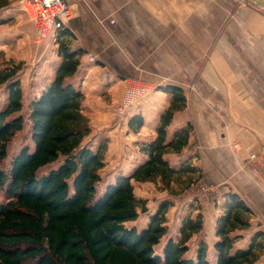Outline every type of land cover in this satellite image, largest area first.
<instances>
[{"label": "trees", "instance_id": "16d2710c", "mask_svg": "<svg viewBox=\"0 0 264 264\" xmlns=\"http://www.w3.org/2000/svg\"><path fill=\"white\" fill-rule=\"evenodd\" d=\"M9 4L0 0V9ZM71 38L65 28L58 29L53 75L28 98L19 66L0 69L5 94L0 104V264H264V232L253 230L252 210L231 189L223 192L215 221L213 261L207 256L200 204H189L170 233L167 212L173 202L162 199L149 211L146 198L135 195L132 181L152 182L174 195L183 174H200L191 162L176 166L165 158L183 150L191 129L187 123L168 138L174 112L186 103L177 86L163 89L169 103L158 116L155 136L139 143L144 159L127 172L117 170L97 190L108 140L93 141L84 95L72 82L82 50L71 48ZM142 124L139 113L127 122L133 132ZM25 127L28 140L7 160L9 143ZM139 213L147 215L144 224L129 225ZM245 236L244 245H238Z\"/></svg>", "mask_w": 264, "mask_h": 264}, {"label": "crops", "instance_id": "0c3cea01", "mask_svg": "<svg viewBox=\"0 0 264 264\" xmlns=\"http://www.w3.org/2000/svg\"><path fill=\"white\" fill-rule=\"evenodd\" d=\"M65 1L73 17L64 28L72 35L71 48L82 50L72 82L84 95L89 119L106 129L104 160L127 172L144 159L139 143L155 136L158 116L169 103L163 89L177 86L186 103L174 112L168 138L187 123L191 129L183 150L165 158L176 166L191 162L206 183L231 188L252 210L253 230L264 232L261 179L246 160L251 153L264 155V11L240 0ZM12 5L10 0L8 7ZM57 32L51 31L40 49L51 44L41 87L53 75L50 64L58 60ZM133 79L156 88L130 108L118 128L115 106L125 82ZM138 113L143 124L133 132L127 122ZM127 141L133 146L125 152L121 143ZM215 197L212 207L199 202L210 261L223 201V196Z\"/></svg>", "mask_w": 264, "mask_h": 264}, {"label": "rangeland", "instance_id": "374dc122", "mask_svg": "<svg viewBox=\"0 0 264 264\" xmlns=\"http://www.w3.org/2000/svg\"><path fill=\"white\" fill-rule=\"evenodd\" d=\"M11 1L13 3L12 6H9L8 8L0 11V69L6 67L7 65L19 66L18 77L20 79L24 98H28L29 96H32V94L37 90L38 87L42 86V82L46 78L44 76L48 75L49 67L48 62H45V54H48L47 51L50 50L49 48L51 44H49L46 51L40 50L42 45H34L35 48H38L37 50L34 49L32 43L34 25L33 21L30 18V14L21 8L20 4L18 3L19 0ZM240 1L247 3L244 0ZM37 74L38 76L35 77V75ZM152 92H154V90H152L149 94H151ZM146 96H148V94L143 98H146ZM4 98V85H0V104H2ZM89 120L91 128L94 132L93 134L96 135L93 141L95 142L96 140H98V137H106L108 140V148L109 138L107 136L106 129H98L93 120ZM123 121L124 120L118 121V128H121V122ZM123 132L124 131L121 132V135L123 134ZM27 135L28 134L25 127L22 131L18 132L13 137V139L9 143L7 160H9V158L14 155V153L20 148V146L28 140ZM263 143L264 142H262L261 144L262 146ZM121 144V148H123V151L127 152L130 151L128 150V148H131L130 146H133V141H127L126 143L122 142ZM134 150L136 149L134 148ZM132 160L133 158H131L130 161ZM246 160L248 166L255 171V174L264 177V162H261L260 165L253 160L251 161L249 159V156ZM123 163L127 164V160ZM118 165L121 166L120 164L110 162L109 160L105 161V165L100 172L101 182L97 184L98 191L103 188L104 184L108 180H111V177L117 172V170H122ZM187 176V174H183L178 182L174 185V190L178 191V193L174 195H167L164 191L156 188V186L152 182L140 183L132 181L135 195L137 197L146 198V205L149 211H152L156 207L158 202L162 199L168 198L173 202L174 205L170 207L167 212L170 233H174L176 231V226L179 222L180 216L182 214H185V208L189 207V204H192L193 206L199 204L201 205V203L199 202L205 200V202H202L201 206L207 203L208 205L210 204V207H212L213 197H221L224 191L231 189L226 185L212 186L211 184L206 183V181L202 177L201 172L199 175L198 173L193 172V174H191V178ZM203 182L208 184L209 186V189L206 190V192H203L200 189V185ZM183 204H185V207H183ZM146 219L147 215L145 213H139L138 218L134 221L128 222V224H136L139 227L144 224ZM251 222L252 228H254L255 221ZM246 237L247 236H245V238ZM245 242L246 239L238 241L237 244L241 245ZM159 247L160 246H158V248ZM191 247L193 248V243H191ZM263 259L264 258H262V261Z\"/></svg>", "mask_w": 264, "mask_h": 264}, {"label": "built area", "instance_id": "2783aa9c", "mask_svg": "<svg viewBox=\"0 0 264 264\" xmlns=\"http://www.w3.org/2000/svg\"><path fill=\"white\" fill-rule=\"evenodd\" d=\"M18 3L30 14L34 25L33 43L37 46L44 43L51 31L63 29L68 20L73 17V10L65 0H19ZM88 59L94 60L92 56ZM155 88L153 84L138 79L126 81L120 100L115 106L117 120H124L130 108ZM249 159L261 165V162H264V155L251 153ZM260 179L259 187L264 193V177L260 176ZM200 189L206 192L209 186L203 182Z\"/></svg>", "mask_w": 264, "mask_h": 264}, {"label": "water", "instance_id": "95a60500", "mask_svg": "<svg viewBox=\"0 0 264 264\" xmlns=\"http://www.w3.org/2000/svg\"><path fill=\"white\" fill-rule=\"evenodd\" d=\"M244 1L264 11V0H244Z\"/></svg>", "mask_w": 264, "mask_h": 264}]
</instances>
